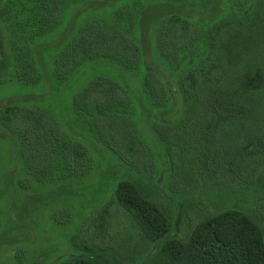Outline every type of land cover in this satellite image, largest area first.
I'll return each instance as SVG.
<instances>
[{"label": "trees", "instance_id": "1", "mask_svg": "<svg viewBox=\"0 0 264 264\" xmlns=\"http://www.w3.org/2000/svg\"><path fill=\"white\" fill-rule=\"evenodd\" d=\"M71 2L4 0L0 4L1 31L10 26L17 33L8 51L12 77L18 83L32 86L41 81L34 42L63 22ZM195 2L206 8V14L217 2L223 9L218 4L219 13L204 22L185 11ZM113 17V27L91 19L74 32L53 60V79L66 81L86 61L113 63L135 73L142 94L158 109L154 114L142 106L149 129L175 165L176 184L184 181L192 187L193 165L205 157L211 175L261 190L264 197V0H130ZM139 29L145 30L146 44L138 41ZM152 30L155 55L168 67L174 66L181 52L198 51V63L181 71L174 88L147 60ZM175 93L181 102L180 117L166 119ZM133 101V94L116 79L100 75L73 94L72 111L107 148L131 160L140 156L141 147L128 117ZM0 126L18 138L22 165L37 180L67 177L90 166L88 148L70 140L49 110L9 105L0 110ZM178 158L184 167L176 166ZM150 193L148 186L133 179L120 181L114 189L113 201L135 228V241L130 239L120 248L108 245L105 207L90 226L106 243L76 245L82 254L60 264H134L146 245L156 244L142 264H264V227L255 217L230 207L206 212L181 241L171 237V220ZM61 213L65 217L68 212ZM123 218L116 223H124Z\"/></svg>", "mask_w": 264, "mask_h": 264}, {"label": "rangeland", "instance_id": "2", "mask_svg": "<svg viewBox=\"0 0 264 264\" xmlns=\"http://www.w3.org/2000/svg\"><path fill=\"white\" fill-rule=\"evenodd\" d=\"M129 1L72 0L63 22L34 42L37 65L42 71L41 81L37 85L25 86L12 77L8 49L17 33L10 26H3V31L0 28V110L9 105L49 110L54 114L59 129L70 140L88 148L90 158V166L78 174L37 180L22 165L18 138L0 126V264H60L82 254L76 245L84 243L93 246L91 241L94 244L106 243L105 237L98 234L99 230L90 226V222L105 207L108 208V245L120 248L130 239L135 241L138 237L135 228L126 217L123 218L124 212L113 201L116 185L126 179L136 180L151 189V198L171 220V237L181 241L187 239L194 224L206 212L213 213L225 207L248 213L264 227V197L261 190L241 186L232 178L222 181L211 175L207 171L205 157L193 165L196 176L189 179L192 187H187L189 184L185 185L184 181L181 184L174 182L172 175L175 165L149 129L142 106L154 114L158 109L142 94L138 75L128 73L113 63L86 61L80 63L66 81L53 79V60L74 32L91 19H100L106 26L113 27V12ZM196 2L193 6L187 4L185 11L191 18L204 22L223 9L222 3L217 2L216 8L206 14V8H199ZM1 3L4 0H0ZM144 31L138 30L140 44H146ZM154 34L153 30L149 34L152 49L147 60L174 88L181 71L198 63V51L190 49L181 52L174 66L168 67L155 55ZM100 75L116 79L133 94L132 108L127 111L141 144L137 158H120L73 114V94ZM167 113L166 119L180 117L181 102L177 93ZM175 164L178 168L184 167L181 158ZM231 201L234 203L231 204ZM63 210L68 213L60 217L65 213H61ZM120 218L124 223H116ZM156 247L157 244L146 245L134 264L144 263L147 254ZM111 253L112 258H117L116 252Z\"/></svg>", "mask_w": 264, "mask_h": 264}]
</instances>
